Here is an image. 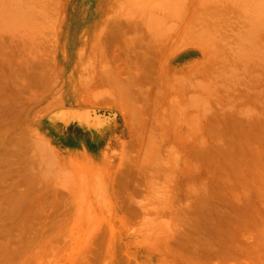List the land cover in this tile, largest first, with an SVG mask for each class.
<instances>
[{
  "label": "rangeland",
  "instance_id": "374dc122",
  "mask_svg": "<svg viewBox=\"0 0 264 264\" xmlns=\"http://www.w3.org/2000/svg\"><path fill=\"white\" fill-rule=\"evenodd\" d=\"M205 4L0 0V264H264V104H141L187 82L125 60L263 51L264 0Z\"/></svg>",
  "mask_w": 264,
  "mask_h": 264
},
{
  "label": "crops",
  "instance_id": "0c3cea01",
  "mask_svg": "<svg viewBox=\"0 0 264 264\" xmlns=\"http://www.w3.org/2000/svg\"><path fill=\"white\" fill-rule=\"evenodd\" d=\"M205 1L204 11L206 12L230 13L239 11L244 0ZM188 43L194 44L196 42L189 37ZM259 44L264 46V40L260 41ZM125 60L138 62L134 64L135 67L131 64V68L134 70L144 72L156 69L174 77L184 78V82H187L151 86L155 87L153 90H149L147 87H145L146 90L141 88L142 92L155 94L148 98H142L141 104H264L263 83H204V78L208 74L212 76L232 74V76L244 75V77L264 78V47L263 51L258 52H167L160 55L141 53L132 54ZM127 69L128 66H125L126 71ZM255 81L257 82V80ZM137 99L132 98V104H138ZM125 103L131 104L127 100ZM119 114L126 119V115L122 111ZM102 153L103 149L98 154L94 153L95 155L85 149L63 151L60 160L64 171V176H62L64 177L62 178L63 187L69 184L65 180L66 176L71 177L70 174L74 170L78 174L86 173L87 170L89 172L87 181H93L95 167L99 169L102 162Z\"/></svg>",
  "mask_w": 264,
  "mask_h": 264
},
{
  "label": "bare ground",
  "instance_id": "6f19581e",
  "mask_svg": "<svg viewBox=\"0 0 264 264\" xmlns=\"http://www.w3.org/2000/svg\"><path fill=\"white\" fill-rule=\"evenodd\" d=\"M23 29V28H22ZM249 216V215H248ZM254 217V216H253Z\"/></svg>",
  "mask_w": 264,
  "mask_h": 264
}]
</instances>
